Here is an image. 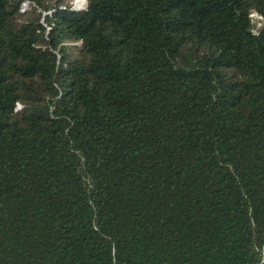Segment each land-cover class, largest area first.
<instances>
[{
	"label": "trees",
	"instance_id": "1",
	"mask_svg": "<svg viewBox=\"0 0 264 264\" xmlns=\"http://www.w3.org/2000/svg\"><path fill=\"white\" fill-rule=\"evenodd\" d=\"M72 1L0 0V264H264V0Z\"/></svg>",
	"mask_w": 264,
	"mask_h": 264
},
{
	"label": "rangeland",
	"instance_id": "2",
	"mask_svg": "<svg viewBox=\"0 0 264 264\" xmlns=\"http://www.w3.org/2000/svg\"><path fill=\"white\" fill-rule=\"evenodd\" d=\"M82 0H75V1H72V4H74V6H83V3H81ZM85 8V6H83L81 9ZM80 10V9H78ZM254 21L256 23V27L257 29L261 27L262 25V22L260 21L259 18H254Z\"/></svg>",
	"mask_w": 264,
	"mask_h": 264
},
{
	"label": "built area",
	"instance_id": "3",
	"mask_svg": "<svg viewBox=\"0 0 264 264\" xmlns=\"http://www.w3.org/2000/svg\"><path fill=\"white\" fill-rule=\"evenodd\" d=\"M252 18H253V19H254V18H259L260 21H263L262 17L259 16L257 13L252 14Z\"/></svg>",
	"mask_w": 264,
	"mask_h": 264
},
{
	"label": "water",
	"instance_id": "4",
	"mask_svg": "<svg viewBox=\"0 0 264 264\" xmlns=\"http://www.w3.org/2000/svg\"><path fill=\"white\" fill-rule=\"evenodd\" d=\"M87 4H88V0H86V5H85V7L87 6ZM73 10H75V11H76V10H78V9H73Z\"/></svg>",
	"mask_w": 264,
	"mask_h": 264
},
{
	"label": "bare ground",
	"instance_id": "5",
	"mask_svg": "<svg viewBox=\"0 0 264 264\" xmlns=\"http://www.w3.org/2000/svg\"><path fill=\"white\" fill-rule=\"evenodd\" d=\"M83 2H84V0L81 1V3H83ZM83 6H84V3H83Z\"/></svg>",
	"mask_w": 264,
	"mask_h": 264
}]
</instances>
